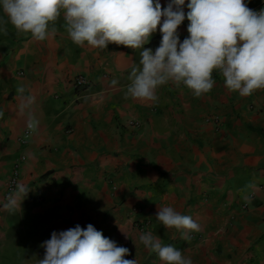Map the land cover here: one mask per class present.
I'll return each instance as SVG.
<instances>
[{
  "label": "crops",
  "instance_id": "1",
  "mask_svg": "<svg viewBox=\"0 0 264 264\" xmlns=\"http://www.w3.org/2000/svg\"><path fill=\"white\" fill-rule=\"evenodd\" d=\"M188 23L178 28L181 41ZM56 28L42 42L11 24L0 33V264H38L53 231L89 223L128 248L126 259L164 264L139 240L136 221L146 217L148 232L192 264H264V90L241 97L214 72V87L199 98L172 83L158 88L155 103L126 98L140 50L78 47L63 15ZM161 39L158 27L145 47ZM80 73L90 84L75 90L70 79ZM22 154L19 183L30 190L9 212L6 181ZM158 206L191 216L198 238L165 228Z\"/></svg>",
  "mask_w": 264,
  "mask_h": 264
},
{
  "label": "clouds",
  "instance_id": "2",
  "mask_svg": "<svg viewBox=\"0 0 264 264\" xmlns=\"http://www.w3.org/2000/svg\"><path fill=\"white\" fill-rule=\"evenodd\" d=\"M184 7L185 0H168L166 7L160 0H0V10L7 17L0 20V33L6 36L11 24L17 35L30 34L42 42L56 35V23L63 15L65 30L78 47L106 50L114 43L140 50L125 96L142 102L155 103L158 88L169 83L183 85L199 98L214 87V72L241 97L264 90V8L252 10L244 0H189L187 13ZM185 19L189 35L181 41L178 28ZM158 27L159 46L145 47ZM27 126L33 130L36 122L30 120ZM29 190L17 184L3 209H20ZM155 217L185 239L188 233L200 231L191 216L171 206H158ZM139 240L164 264H192L191 258L163 245L151 232L141 234ZM41 246L45 252L38 264H138L125 258L128 248L117 246L90 223L86 228L76 225L53 231Z\"/></svg>",
  "mask_w": 264,
  "mask_h": 264
},
{
  "label": "built area",
  "instance_id": "3",
  "mask_svg": "<svg viewBox=\"0 0 264 264\" xmlns=\"http://www.w3.org/2000/svg\"><path fill=\"white\" fill-rule=\"evenodd\" d=\"M262 8H264V7L261 6V7L255 8V11H259ZM187 26H188V24L186 25V28H187ZM70 83L73 84L75 90L76 89L79 90V89H82V88H85L86 86H88L90 84V80L86 75L80 73V74L75 75L73 78H71ZM126 123H127V126H129V127L139 126V122L135 121V120H128ZM27 131L30 132V129L28 128ZM24 139H23V141H25ZM25 158H26V154H22V156L14 162V164L11 168L10 175L6 181V189H5L6 197H8L10 194H12L16 189V185L19 184V178L21 175V168H22V165L24 163ZM247 206H248V204L245 203L244 207H247ZM133 210L139 214H143L145 209L142 206H134ZM136 222H137L136 228H138V230L141 233L148 232L153 227V221L150 217H146L145 219L137 220ZM198 236L199 235L197 232H191L189 234V238H198Z\"/></svg>",
  "mask_w": 264,
  "mask_h": 264
}]
</instances>
